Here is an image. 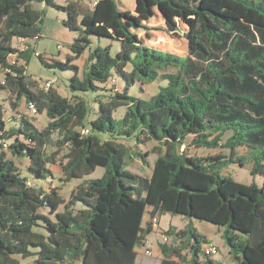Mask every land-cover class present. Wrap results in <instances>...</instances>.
<instances>
[{
  "label": "trees",
  "instance_id": "trees-1",
  "mask_svg": "<svg viewBox=\"0 0 264 264\" xmlns=\"http://www.w3.org/2000/svg\"><path fill=\"white\" fill-rule=\"evenodd\" d=\"M33 4L67 13L63 24L80 31L71 46L74 58L89 46L91 35L120 44L114 57L108 47L96 48L82 79L73 58L47 63L35 55L47 68L75 70L72 91H106L105 85L114 80L110 95L96 99L97 110L85 99L72 95L70 100L51 87L38 92L29 88V44L40 38L43 21ZM90 6L91 11L83 12L55 0H0V66H7L12 56L16 61L13 75L0 81V92L15 90L17 100L24 98L48 118L42 130L25 116L14 118L17 128L6 129L0 105V264H22L28 258L33 259L30 264H135V249L153 232L157 213L223 227L222 237L236 264H264V0H135L134 11L122 9L117 0H90ZM155 12L167 31L182 32L186 55L139 42L135 32L149 31L144 22ZM13 39L23 42V48L12 47ZM156 80L167 85L151 97L129 94L135 83ZM121 106L126 112L116 120L113 113ZM188 137V147L226 149L229 155L192 157L186 147L179 152ZM119 139L160 145L153 150L156 159L149 177L126 169L129 149ZM238 147L256 152L252 174L262 175L261 187L217 175L223 165L242 164L245 159L233 157ZM47 148L53 150L47 153ZM5 150L26 159V171L35 179L54 180L49 165L56 164L63 150V182L81 180L97 167L104 172L77 184L65 201L57 189L46 192L22 177ZM147 155L136 154L143 163ZM147 208L150 220L143 228ZM191 224L165 233L188 242L189 261L182 262L181 247L161 244L159 264H221L204 254L212 242Z\"/></svg>",
  "mask_w": 264,
  "mask_h": 264
},
{
  "label": "rangeland",
  "instance_id": "rangeland-1",
  "mask_svg": "<svg viewBox=\"0 0 264 264\" xmlns=\"http://www.w3.org/2000/svg\"><path fill=\"white\" fill-rule=\"evenodd\" d=\"M117 2L122 9L134 11L135 0H117ZM55 3L60 6L73 4L74 6H76V8L79 7L80 3V11L85 9H92L89 5L90 0H55ZM33 7L42 13L43 21L40 25V38L30 41L29 44L31 55L25 66L26 75L30 82V84L28 85L29 88L33 92H38L40 90L45 91V83L47 81H51V89L56 90L60 96L68 98L70 100H72V95L81 97L91 105V108L93 110H97L98 105L96 103V99L98 98V100H104V97L110 95V88L112 87V83L110 81L105 85L106 91L97 90L86 93L72 91L70 89V78L75 75V70L60 71L57 68H47L41 63L40 58L35 56V53L39 54L43 59H45L47 63L56 61L64 63L68 57L73 58L72 64L78 67L77 76L79 79H82L83 73L86 70V64H88V58L96 48L99 47L100 49H105L106 47H108L110 55L114 57L120 49V44L107 38L91 35L89 36V46L79 57L74 58L75 55L71 50V46L74 41L80 36V31H73L63 24V21L67 19V13L65 11L58 10L51 6H45L43 4H33ZM80 18L81 13L77 19V24H79ZM144 25L149 28V31L144 32L143 30H137L135 32L141 44L179 55L187 54L186 41L183 39L182 32L167 31L163 19L157 12L154 13V16L149 21L144 22ZM179 27L182 31L185 30L183 25L180 24ZM159 40L162 41L159 42ZM170 43H172L173 45H171ZM23 44L24 43L19 39H13L11 41V46L19 50L23 48ZM167 72L174 73L175 70L169 69L167 70ZM118 83L120 88L124 86V82L120 77L118 79ZM166 85L167 82L163 80H156L155 82L143 86H140L139 83H135L134 86H132L129 90V94L137 98L147 99L156 94L159 91V87H164ZM140 88L142 89V91L140 90ZM0 105L3 108V117L6 123V129L17 128V121L14 118H18L19 116L27 117L38 130H42L48 123L46 113L31 112L24 98L17 100L15 90H4L0 92ZM125 112L126 107L121 106L113 113V118L119 120L124 116ZM94 134L101 140L107 139V136L100 132H94ZM229 135L230 133L225 134L222 140L225 141ZM53 137L55 139L56 135H53ZM190 140L191 137H188L186 139L185 146L179 148V152L184 150V147H186L187 155L192 157H205L215 155L217 153L224 154L226 157L229 155V151L226 149L211 150L205 148L188 147ZM10 141H12V139ZM119 142L124 144L129 149V156L126 159V169L137 175L149 177L151 175L152 167L156 159V154L153 150L159 148L158 146L160 145L155 142H143L140 144L136 142L135 139H119ZM52 150V148H47L46 152L50 153ZM161 151L164 152V148H161ZM4 152L6 154V158L12 160L17 166V168L19 169V174L22 177L29 178L35 186H44V191L46 192L54 188L57 189L59 196L65 201L69 198L71 191L77 184L81 183L82 181L97 179L101 177L104 172L103 168L97 167L94 172L87 176H84L81 180H71L70 182H63L61 180L63 178V175L59 166V162H61L62 160V155L66 152L65 150H63L59 154V157L56 160V164L49 165L54 180H51V178H48L46 180L35 179L32 178L26 171L29 164L26 159H18L12 156L8 150H5ZM146 152L148 154L146 157V163H143L140 158L136 156V154H144ZM255 155V151L249 150L246 147L236 148L233 157H240L245 160L242 162V164L234 162L219 167L217 169V175L219 177L230 178L233 181L244 185L255 184L256 186L261 187L263 184L262 175L252 174V158ZM41 212L44 213L45 211L41 210ZM147 220H150L148 208L143 217V228H145ZM189 221L192 222L191 225L195 228V230L202 238L211 241L218 248L217 254L212 257V260L221 264H236L234 259L229 254V248L225 243L224 238L222 237L224 231L223 227H219L196 219L188 220L182 216L172 215H165V217H162L160 226L154 229L152 234L148 235L147 239L149 240V243L146 246H138L135 249L138 253H140V255L138 256L137 264H140L141 262L155 261V258L158 257L159 252L156 241H159L160 244H162V233H166L167 229H184ZM170 222L176 228L169 227ZM168 236L170 241L175 238L174 233H171ZM203 246L204 244L202 242L198 245V258L200 260L204 258ZM146 249L151 252L150 257L145 256ZM183 249L186 250V252L188 253L187 257L190 259L191 253L189 251L188 242H185L183 244ZM141 253L145 257H143ZM32 261V258L24 260L21 259L22 264H30Z\"/></svg>",
  "mask_w": 264,
  "mask_h": 264
},
{
  "label": "built area",
  "instance_id": "built-area-1",
  "mask_svg": "<svg viewBox=\"0 0 264 264\" xmlns=\"http://www.w3.org/2000/svg\"><path fill=\"white\" fill-rule=\"evenodd\" d=\"M94 4H95V2L92 3V6H94ZM35 55H38V54L36 53ZM13 65H16V61H15L14 57L12 56L9 58L7 66H5V67L0 66V81H1V83H4L3 78L6 74L13 75V72L11 70V66H13ZM111 82L114 84V80H112ZM51 84H52L51 81H47L44 85V89L48 90L49 87H51ZM113 90L116 91L117 88H114ZM28 107H29L31 112L37 113L34 104L30 103L28 105ZM81 133L84 135H87L88 129L81 130ZM3 148L4 149L7 148L6 144H3ZM157 223H158V219H157V216H155L152 219V224H153V226H155V225H157ZM162 240H163L162 244H166L168 242V236L165 233H162ZM217 251H218V248L213 243H210L204 247V254L206 256H209V257H213L214 255H216ZM145 256H147V257L151 256V252L148 249L145 250Z\"/></svg>",
  "mask_w": 264,
  "mask_h": 264
},
{
  "label": "crops",
  "instance_id": "crops-1",
  "mask_svg": "<svg viewBox=\"0 0 264 264\" xmlns=\"http://www.w3.org/2000/svg\"><path fill=\"white\" fill-rule=\"evenodd\" d=\"M89 5H90V3H89ZM80 7H81V5H80V3H79V9H80ZM91 7V6H90ZM83 12H88V11H91V10H89V9H85V10H82ZM148 211H151V209H148ZM165 215H169V214H164V215H161V214H159V213H157L156 214V216H157V219H158V223H157V225H155V226H153V231H154V229H156V228H158L159 226H160V222H161V219H162V217H165ZM171 220V219H170ZM147 222H149V220H147L146 221V223ZM169 227H174V228H176L174 225H172V223L170 222L169 223ZM168 227V228H169ZM177 229V228H176ZM181 229H183V228H181ZM180 228H178L177 230H181ZM167 231H168V229H167ZM153 233V232H152ZM151 233V234H152ZM148 237V236H147ZM147 237H146V240H145V243H144V246H146L148 243H149V240L147 239ZM157 242V246H158V257H156L155 258V261H153V262H141L140 264H159L160 263V260L163 258V256H162V254H161V251H160V242L159 241H156ZM183 242H185V240H183V241H181V240H179L178 238H174L173 240H169V236H168V242L166 243V245L167 246H170V247H181V260H182V262H188L189 261V258L187 257V252H186V250H184L183 249ZM136 251V250H135ZM142 251V250H141ZM136 253H137V258H136V261H135V264H137L138 263V256L140 255V253H138L137 251H136ZM142 254V253H141ZM142 256L143 257H145L143 254H142ZM172 260H175V261H179L175 256H171L170 257Z\"/></svg>",
  "mask_w": 264,
  "mask_h": 264
}]
</instances>
